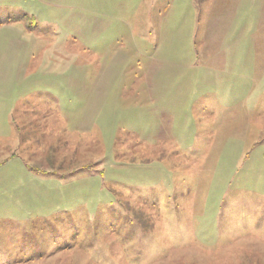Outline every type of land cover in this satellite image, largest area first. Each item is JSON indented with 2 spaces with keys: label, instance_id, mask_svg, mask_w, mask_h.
I'll use <instances>...</instances> for the list:
<instances>
[{
  "label": "rangeland",
  "instance_id": "374dc122",
  "mask_svg": "<svg viewBox=\"0 0 264 264\" xmlns=\"http://www.w3.org/2000/svg\"><path fill=\"white\" fill-rule=\"evenodd\" d=\"M0 264H264V0H0Z\"/></svg>",
  "mask_w": 264,
  "mask_h": 264
},
{
  "label": "crops",
  "instance_id": "0c3cea01",
  "mask_svg": "<svg viewBox=\"0 0 264 264\" xmlns=\"http://www.w3.org/2000/svg\"><path fill=\"white\" fill-rule=\"evenodd\" d=\"M29 95H23V96H18L17 97V101H16V105L15 107L18 108V106L20 104H27V103H30L31 101L29 100L30 98H32V92L31 93H28ZM31 94V95H30ZM34 94L37 96L38 93H36L34 91ZM52 99H50L52 102H53V105H54V112L58 113V114H65L66 113V107H64V104L61 103V98L62 96L58 95H50ZM39 97L41 98H47L46 95H43V93H39ZM38 99V98H37ZM46 103V101H45ZM12 113H13V110H12ZM13 122V121H11ZM1 164L3 165V162H1Z\"/></svg>",
  "mask_w": 264,
  "mask_h": 264
}]
</instances>
